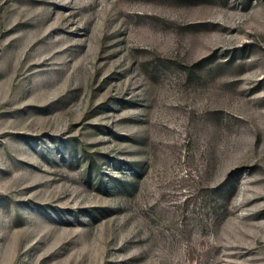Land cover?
Segmentation results:
<instances>
[{"label": "rangeland", "instance_id": "1", "mask_svg": "<svg viewBox=\"0 0 264 264\" xmlns=\"http://www.w3.org/2000/svg\"><path fill=\"white\" fill-rule=\"evenodd\" d=\"M0 264H264V0H0Z\"/></svg>", "mask_w": 264, "mask_h": 264}]
</instances>
